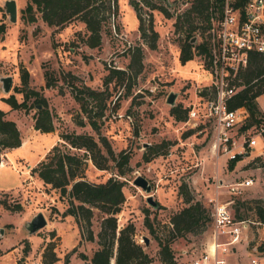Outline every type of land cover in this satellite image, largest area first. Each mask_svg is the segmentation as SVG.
Masks as SVG:
<instances>
[{"label": "rangeland", "instance_id": "rangeland-1", "mask_svg": "<svg viewBox=\"0 0 264 264\" xmlns=\"http://www.w3.org/2000/svg\"><path fill=\"white\" fill-rule=\"evenodd\" d=\"M117 1V15L103 24L101 43L95 47L84 43L87 30L78 19L56 27L48 25L37 13V19L28 22L21 17V9L27 0H16L17 20L13 22L7 18L0 1V24L5 25L4 31L0 33V39L4 38L0 41V76L12 75L8 92H3L0 81V107L5 106L2 96L10 93H14L18 101L23 99V93L17 88L22 86L21 68H25L28 85L45 96L55 126L53 132H41L34 128V115L38 106L33 98L29 99L31 106L27 110L7 105L9 109L5 111L6 116L15 120L23 144L4 150L0 156V264H42L43 245L51 239L50 231L53 229L56 232L53 237L56 252L62 254L60 262L56 261L55 264H63L64 254L75 245V255L81 250L88 256L97 246L99 222L104 213L93 209L91 228L94 239H86L85 227H80L73 215H62L67 207V197H62L58 189L44 183L32 170L59 140V134L66 131L90 133L97 140L99 135H104L116 154L120 150L130 154L128 165L124 166L129 168L124 175L117 173L113 160L109 161V168L100 169L88 159L86 177L92 181H103L114 175L123 180L125 200L116 214L118 225L132 221L137 241L144 244L143 237L148 238L146 249L152 256L153 264H159L158 244L144 224L145 209H148L155 231L166 234L171 214L185 205L178 192L183 182H186L194 199H200L210 209L208 198L213 196L217 178H221L225 183L220 187L221 197L244 200L239 212L250 220L260 219L254 207L257 204L264 206V132L263 137L259 134L261 127H264V120L246 128L242 124L232 130L239 141L243 135H256V149L245 147L248 153L241 154L231 164V160L221 155L220 150L216 154L214 127L210 119L203 115L205 95L199 94V90L209 82V75L199 66L201 58L196 46L191 48L193 56L188 63V60L181 63L179 59L180 45L186 31L176 28L174 20L176 14L189 5L190 0H151L165 6L171 16L151 8L144 0H136L142 17L147 18L152 14L153 26L158 32L153 48L147 42L151 38L150 34L147 39L140 34L139 20L130 0ZM193 33V45L207 37L206 29L200 26ZM137 46L142 50L140 63L133 59ZM113 68L125 71L119 73L123 80H118L116 73L110 76L106 85L104 80ZM45 71L55 80L54 86H46ZM67 72L76 75V78ZM71 83L107 89L110 93L104 115L98 119V130L86 121L79 103L71 94ZM171 91L176 92L173 105L181 103L182 107L194 106L198 116L192 117L190 121L175 119L170 113L173 105L167 102ZM258 103L264 112V93L259 96ZM78 118H83L85 124H77ZM189 129H192L191 133L185 135ZM153 144H159V154L150 152L148 147ZM71 150L82 152L73 148ZM145 152L149 154V160L144 159ZM138 174L149 180L157 207L149 204L146 201L147 193L133 183ZM244 177H251L252 184L245 187L242 193L229 194L226 184ZM3 200L11 208H6ZM17 203L21 204L20 209L14 208ZM38 210L44 213L48 224L28 235L25 223ZM209 228L188 232L172 241L180 264H188L190 252L205 246ZM263 231V225L250 223L245 231L249 243L246 244L244 240L233 249L230 254L235 257L232 259L258 255L260 264H264ZM26 243L29 249L24 252ZM80 261L76 256L70 264Z\"/></svg>", "mask_w": 264, "mask_h": 264}, {"label": "trees", "instance_id": "trees-1", "mask_svg": "<svg viewBox=\"0 0 264 264\" xmlns=\"http://www.w3.org/2000/svg\"><path fill=\"white\" fill-rule=\"evenodd\" d=\"M145 4L151 8H157L166 16L171 13L163 5L156 4L151 0H144ZM136 10L139 20L138 29L141 36L147 39L150 47L156 46L158 32L153 26V18L150 13L147 18L142 17L139 11L140 6L136 0H130ZM220 0H190L189 5L181 12L177 13L174 26L186 31L184 41L180 45L179 59L185 63L192 58L193 31L195 28L203 27L207 30L210 24L212 10L219 6ZM118 12L117 0H27L26 5L21 9V17L28 22L37 19L39 13L41 19L48 25L65 26L73 19L82 21L87 33L83 38L86 45L95 47L101 43V29L107 19L116 16ZM147 21V23H145ZM5 29L4 24H0V33ZM149 31V32H148ZM197 46L201 51L205 48V39ZM142 50L137 46L133 53L134 61L140 63ZM187 61V62H188ZM186 62V63H187ZM124 70L113 68L111 74H107L104 83L107 85L111 75L116 73V78L123 80ZM72 78L76 75L67 72ZM45 84L47 87L55 85V80L48 71L44 72ZM22 86L17 90L23 93V99L18 101L14 93L4 96L3 99L12 108L22 107L28 109V103L33 98L36 106H39L34 115V128L41 132H49L55 129L53 113L49 109L45 96L38 90L28 85V72L21 68ZM236 84L239 88L227 99L229 108L244 106L248 111V118L243 125L244 128L264 120V112L260 109L258 96L264 93V53L252 51L249 53L246 66L238 71L235 76ZM206 87L199 90L200 95H208ZM213 93V91H212ZM71 94L80 105V109L86 117V121L95 129H99L98 119L104 115L107 107V100L110 93L107 89H96L87 84L76 85L71 83ZM189 106L182 107L181 103L171 107L170 113L175 119L185 120ZM77 124L84 125L83 118L76 120ZM192 129L186 131L190 134ZM22 138L15 120L6 116V112L0 108V156L4 150L17 147L21 144ZM103 147V148H102ZM159 144L150 145L148 148L154 155L159 154ZM78 149L80 153L71 149ZM144 159L149 160L147 152ZM130 154L120 150L117 154L112 149L108 139L104 135H99V139L86 132H61L59 140L56 141L44 154L38 164L32 168L33 172L46 184L59 190L62 197H67V207L62 211V215L71 214L74 216L80 227H85L88 240L94 239L91 228V218L93 209L96 208L104 213L99 222L97 232V246L88 256L83 251H78L77 255L82 259L79 264H150L152 256L146 249V245L137 241L136 228L132 221H127L119 226L117 222V212L121 209V204L125 200L123 191L124 182L120 178L110 175L103 181H92L86 177L88 159L94 166L100 169L109 168V161L113 160L117 173L124 175L129 168ZM230 159V164L238 159ZM178 192L182 195L184 206L173 212L170 216V226L166 234H159L155 231L148 209L144 214V224L157 240L159 264H179L175 258L171 243L179 236L188 232H200L206 230L211 224L210 209L200 200L194 199L186 182L179 186ZM236 199V201H235ZM258 201V200H256ZM6 208H11L6 201H2ZM244 200L233 198L232 208L237 219L248 218L239 212V206ZM20 209L21 204L14 207ZM259 216V220H264V206L257 204L254 207ZM249 219V218H248ZM55 230L50 231L51 239L45 242L41 253L42 264H54L59 256L56 252V241L53 237ZM24 252L29 249V244L24 246ZM76 251V245L64 254L63 264H68L70 255Z\"/></svg>", "mask_w": 264, "mask_h": 264}, {"label": "built area", "instance_id": "built-area-1", "mask_svg": "<svg viewBox=\"0 0 264 264\" xmlns=\"http://www.w3.org/2000/svg\"><path fill=\"white\" fill-rule=\"evenodd\" d=\"M210 10L213 13L206 30V49L201 51L197 46L203 40L191 48L196 46L201 58L199 66L209 75V82L204 85L209 93L204 97L203 115L214 127V150L216 154L220 150L227 159H234L248 153L245 147L253 149L258 143L256 135H243L240 141L236 139L232 130L245 124L248 111L244 106L229 108L227 99L239 88L235 76L246 66L249 53H264V0H220L219 6L214 10L210 7ZM198 114L194 106L189 107L186 120ZM263 132L264 127H261L262 137ZM252 182L251 177L234 179L226 184L227 191L229 194L242 193ZM214 185L213 196L208 198L212 218L209 240L202 249L190 252L188 264H260L258 255L237 260L225 257L244 240L249 243L245 231L250 223L264 227V220L237 219L232 208L233 199L221 197L223 179L217 178Z\"/></svg>", "mask_w": 264, "mask_h": 264}, {"label": "water", "instance_id": "water-1", "mask_svg": "<svg viewBox=\"0 0 264 264\" xmlns=\"http://www.w3.org/2000/svg\"><path fill=\"white\" fill-rule=\"evenodd\" d=\"M2 5L4 6V12L7 13V18L9 21L15 22L17 20V4L16 0H2ZM195 40L193 37L192 41ZM1 88L3 92H8L12 83V75H1ZM176 96V92H169L167 96V102L171 105L174 104V98ZM39 107V106H38ZM133 183L137 186H140L146 193V201L154 207L158 206L157 201L154 200L153 194L151 193L152 187L149 180L143 175H136L133 179ZM47 225V218L41 210L35 212L32 217L26 221L25 229L27 230V234L30 235L43 226ZM144 244H148V238L146 236L143 237Z\"/></svg>", "mask_w": 264, "mask_h": 264}, {"label": "crops", "instance_id": "crops-1", "mask_svg": "<svg viewBox=\"0 0 264 264\" xmlns=\"http://www.w3.org/2000/svg\"><path fill=\"white\" fill-rule=\"evenodd\" d=\"M1 2H2V0H0ZM4 40V38H2V39H0V41H3ZM17 43H18V41H17ZM189 62V61H188ZM187 62V63H188ZM262 95V94H261ZM2 97H4V96H2ZM258 98H259V96H258ZM5 102V106L4 107H0L1 109H3L4 111H7L9 108L7 107V105L9 104V103H7L6 101H4ZM54 131V130H53ZM53 131H49V132H53ZM21 144H23V142H21ZM20 144V145H21ZM19 145V146H20ZM19 146H17V147H19ZM14 148H16V147H14ZM14 148H11V149H14ZM254 149H256V148H254ZM254 149H251V150H254ZM47 224H48V221H47ZM57 230H58V228H57ZM209 230H210V228H209ZM60 234V233H59ZM61 235V237H62V234H60ZM76 239H78V238H76ZM209 240V237H208V239H207V241ZM172 246V248H173V250L175 249V246H174V244H172L171 245ZM238 247V246H237ZM182 251V253H183V255L184 256H186L187 254H186V252H185V250L184 249H182L181 250ZM174 254H175V258H176V260L178 261V263L180 264V260H179V258H178V255L176 254V252H175V250H174ZM58 256H59V259L57 260V262L59 263L60 262V257L62 256V254H59L58 253ZM79 257L78 255H75L74 253H72L71 255H70V258H69V262H68V264H70V261H71V259L73 258V257ZM189 256H190V254H189ZM188 257V256H187ZM226 258H229V259H232V258H234L235 257V255H233L232 253L230 254H227L226 256H225ZM182 258V257H181ZM185 258V257H184ZM80 262L79 263H81L82 262V259L80 258ZM232 260H234V259H232ZM236 260V259H235ZM78 263V264H79ZM55 264V263H54ZM111 264H114V260L112 259L111 260ZM150 264H153V261H151V263Z\"/></svg>", "mask_w": 264, "mask_h": 264}]
</instances>
